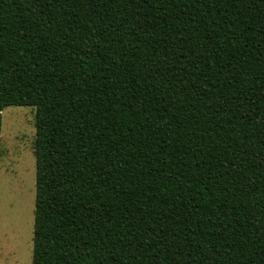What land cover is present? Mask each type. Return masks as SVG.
<instances>
[{
    "label": "trees",
    "instance_id": "1",
    "mask_svg": "<svg viewBox=\"0 0 264 264\" xmlns=\"http://www.w3.org/2000/svg\"><path fill=\"white\" fill-rule=\"evenodd\" d=\"M10 106L31 264H264V0H0Z\"/></svg>",
    "mask_w": 264,
    "mask_h": 264
},
{
    "label": "rangeland",
    "instance_id": "2",
    "mask_svg": "<svg viewBox=\"0 0 264 264\" xmlns=\"http://www.w3.org/2000/svg\"><path fill=\"white\" fill-rule=\"evenodd\" d=\"M35 109L0 111V264H31Z\"/></svg>",
    "mask_w": 264,
    "mask_h": 264
}]
</instances>
